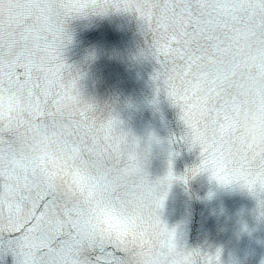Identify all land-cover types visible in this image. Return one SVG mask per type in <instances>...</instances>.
<instances>
[{
    "label": "snow or ice",
    "instance_id": "6c2138e0",
    "mask_svg": "<svg viewBox=\"0 0 264 264\" xmlns=\"http://www.w3.org/2000/svg\"><path fill=\"white\" fill-rule=\"evenodd\" d=\"M111 14L139 21L153 103L164 93L184 125L163 176L150 163L165 141L86 95L66 57L74 21ZM175 144L199 149L181 175ZM201 174L247 190L264 220V0H0V260L225 264L163 218L173 185Z\"/></svg>",
    "mask_w": 264,
    "mask_h": 264
}]
</instances>
